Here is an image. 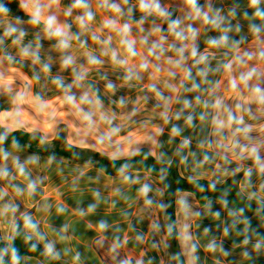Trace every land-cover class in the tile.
<instances>
[{
	"label": "clouds",
	"instance_id": "1",
	"mask_svg": "<svg viewBox=\"0 0 264 264\" xmlns=\"http://www.w3.org/2000/svg\"><path fill=\"white\" fill-rule=\"evenodd\" d=\"M0 264H264V0H0Z\"/></svg>",
	"mask_w": 264,
	"mask_h": 264
}]
</instances>
